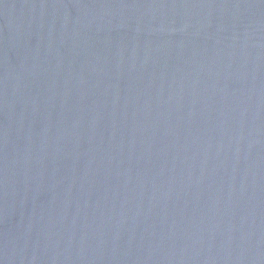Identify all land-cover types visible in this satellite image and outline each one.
I'll use <instances>...</instances> for the list:
<instances>
[{
    "label": "water",
    "instance_id": "obj_1",
    "mask_svg": "<svg viewBox=\"0 0 264 264\" xmlns=\"http://www.w3.org/2000/svg\"><path fill=\"white\" fill-rule=\"evenodd\" d=\"M0 264H264V0H0Z\"/></svg>",
    "mask_w": 264,
    "mask_h": 264
}]
</instances>
